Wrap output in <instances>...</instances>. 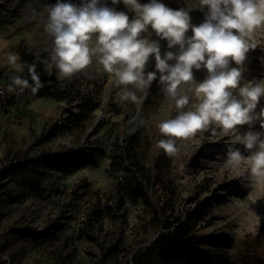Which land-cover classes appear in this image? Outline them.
Masks as SVG:
<instances>
[{
  "label": "rangeland",
  "instance_id": "374dc122",
  "mask_svg": "<svg viewBox=\"0 0 264 264\" xmlns=\"http://www.w3.org/2000/svg\"><path fill=\"white\" fill-rule=\"evenodd\" d=\"M101 2L130 20L135 17L122 0ZM159 2L189 11L193 25L204 22L207 9L200 10L199 0ZM47 5L45 0H0V70H15L9 54L23 65L20 49L25 48L55 78L49 86L70 92L64 100L31 95L21 108L0 114V264H92L94 257L100 264H134L130 255L157 235L154 202L165 201L175 214L200 213L199 258L188 261L242 264V241L261 228L264 234V183H254L244 168L227 166L225 145L237 133L224 136L217 130L213 136L210 128L177 139L178 151L165 153L158 147L165 138L158 124L177 112L161 91L159 73L145 92L127 86L146 97L141 104L122 100L124 86L117 87L95 58L70 79H60L50 60L53 38L45 27L28 28L38 15L47 20ZM149 33L142 35L159 41L162 57L178 50L168 49L151 28ZM252 40L256 48L246 54L242 83L264 80V27ZM231 66L237 67L234 61ZM150 71H156L154 56L145 68ZM206 76V69H193L196 82ZM188 95L185 111L198 102ZM261 106L264 97L257 112ZM238 128L242 134L249 126ZM253 130H261L259 122ZM236 147L249 155L243 145ZM24 228L33 231H13Z\"/></svg>",
  "mask_w": 264,
  "mask_h": 264
},
{
  "label": "clouds",
  "instance_id": "9594fccd",
  "mask_svg": "<svg viewBox=\"0 0 264 264\" xmlns=\"http://www.w3.org/2000/svg\"><path fill=\"white\" fill-rule=\"evenodd\" d=\"M111 2L116 5L121 0ZM122 2L135 13L133 19L101 0H81L79 5L57 0L47 5L44 27L53 38L50 60L59 78L70 79L95 58L117 87L124 86L121 99L141 104L146 97H138L127 86L145 92L158 72L161 91L177 112L174 118L158 124L165 137L158 141V147L173 155L178 151L177 139L187 140L197 132L211 128L213 136L217 130L224 136L237 133L225 145L227 166L233 170L244 168L254 183H264V106L256 111L264 97V80L242 83L246 54L256 48L253 34L264 27V0H199L200 10L207 9L199 25L191 23L189 11L170 9L159 0L146 4L138 0ZM149 28L167 41L168 49L178 46V50L166 51L162 57L159 41L142 35L149 33ZM189 29L191 36H187ZM151 56L155 58L156 71L146 73ZM18 59L16 54L8 56L9 64L22 72ZM233 61L237 67L231 66ZM201 68L206 69L207 76L198 83L193 69ZM29 71L33 85L21 76H13L8 91L19 89L22 93L29 87L33 93L38 91L42 84L34 66ZM189 92L198 102L193 110L185 111L192 99ZM256 122L260 131L253 130ZM243 125L249 129L241 134L238 126ZM237 144L243 145L249 155H244Z\"/></svg>",
  "mask_w": 264,
  "mask_h": 264
},
{
  "label": "trees",
  "instance_id": "16d2710c",
  "mask_svg": "<svg viewBox=\"0 0 264 264\" xmlns=\"http://www.w3.org/2000/svg\"><path fill=\"white\" fill-rule=\"evenodd\" d=\"M20 52L24 66L22 78L27 80L30 86L33 85L29 68L34 66L35 73L42 84V87L35 93L29 87L32 95L52 97L58 100L67 99L70 92L54 90L48 85L51 79L55 80V78L48 76L42 64L35 63L36 57L25 48H21ZM82 117L86 119L87 115ZM57 161H59V158L55 159V162ZM199 218L200 213L198 211H183V214L178 215L175 214L168 201L163 204L154 202L153 222L157 227V235L144 250L141 249L135 252L132 257L134 264H193V261L188 260L192 256L199 258V250L196 246ZM13 231L31 232L33 230L24 228ZM239 255L242 264H264V234L262 228L258 232L245 237L240 245Z\"/></svg>",
  "mask_w": 264,
  "mask_h": 264
},
{
  "label": "built area",
  "instance_id": "2783aa9c",
  "mask_svg": "<svg viewBox=\"0 0 264 264\" xmlns=\"http://www.w3.org/2000/svg\"><path fill=\"white\" fill-rule=\"evenodd\" d=\"M13 76L22 77V73L11 68L0 70V91L3 92V95H0V114L21 108L25 103V99L32 95L29 88L24 89L22 93L19 92V89H17V92H9L8 86L12 83L11 77ZM154 239L141 245V249L144 250ZM130 257L132 260L133 254H131ZM98 260V257L92 258V264L99 263Z\"/></svg>",
  "mask_w": 264,
  "mask_h": 264
},
{
  "label": "bare ground",
  "instance_id": "6f19581e",
  "mask_svg": "<svg viewBox=\"0 0 264 264\" xmlns=\"http://www.w3.org/2000/svg\"><path fill=\"white\" fill-rule=\"evenodd\" d=\"M45 1H48V5H54L57 2V0H45ZM65 2H68V0H66ZM43 22H47V20L44 19V16L42 14L38 15V18L35 19L34 24L28 28L34 31H41L42 28L44 27V25L42 24Z\"/></svg>",
  "mask_w": 264,
  "mask_h": 264
},
{
  "label": "crops",
  "instance_id": "0c3cea01",
  "mask_svg": "<svg viewBox=\"0 0 264 264\" xmlns=\"http://www.w3.org/2000/svg\"><path fill=\"white\" fill-rule=\"evenodd\" d=\"M130 259H131V257H130ZM99 264H100V263H99ZM102 264H106V263H105V261H103V263H102ZM130 264H131V263H130Z\"/></svg>",
  "mask_w": 264,
  "mask_h": 264
}]
</instances>
